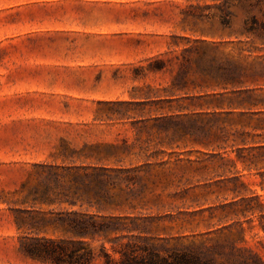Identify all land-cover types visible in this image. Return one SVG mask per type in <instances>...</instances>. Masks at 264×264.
I'll return each instance as SVG.
<instances>
[{
    "label": "rangeland",
    "instance_id": "1",
    "mask_svg": "<svg viewBox=\"0 0 264 264\" xmlns=\"http://www.w3.org/2000/svg\"><path fill=\"white\" fill-rule=\"evenodd\" d=\"M219 4L0 0V264H50L25 255L21 243L34 236L17 229L18 210L37 219L132 216L146 224L143 236L167 248L193 247L214 264H264V103L250 117L220 116L237 140L220 149L200 130L185 133L191 110L151 102L171 95L163 88L187 59L194 85V62L203 69L238 61L258 73L245 85L264 102V47L229 43L239 34L218 29ZM227 10L237 31L249 12L236 3ZM199 12L211 18L198 22ZM155 59L164 67L149 71L162 67L151 64ZM202 85L187 92L221 91ZM168 116L183 120H162ZM96 180L94 197L83 186ZM35 234L77 239L52 226ZM100 242L88 240L96 255Z\"/></svg>",
    "mask_w": 264,
    "mask_h": 264
},
{
    "label": "trees",
    "instance_id": "2",
    "mask_svg": "<svg viewBox=\"0 0 264 264\" xmlns=\"http://www.w3.org/2000/svg\"><path fill=\"white\" fill-rule=\"evenodd\" d=\"M216 6L218 14L214 21L221 31H227L228 36L238 33L234 41L236 46L259 42L264 47V0H219ZM240 4L249 12L241 22L240 28L232 30L231 13L227 10L229 4ZM256 10L257 13H254ZM213 17V15H212ZM196 20L206 23L211 16L197 13ZM243 36L244 40L240 39ZM195 43L205 44V40H195ZM222 42H211L216 47ZM194 50H199L197 45ZM241 53L244 49L239 48ZM250 52V50H248ZM151 64L162 65L160 68L149 69V71L161 70L164 65L160 59H155ZM193 64V63H192ZM191 62L187 59L179 64L176 74L173 76L170 86L163 91L170 93L169 96H156L152 104L158 109H176L183 112L184 109L191 110L193 116L188 117L189 129L185 133L194 135L200 130L208 140L209 145L225 149L231 142L236 143V138L225 129L221 123L220 116L225 118L237 116L244 118L252 116L255 107L264 103L261 94L254 88H249L246 83H256L257 72L243 67L236 60H226L217 65H209L198 69L194 62V68L198 75V84L194 85L195 79L190 73L193 69ZM214 85L220 87L221 91L190 94L187 89L190 85L202 88L203 85ZM178 92V94H175ZM203 112L211 114V118L201 119ZM163 121L182 122V118L164 117ZM223 122V121H222ZM183 129V128H182ZM185 131V130H184ZM37 189V188H35ZM45 185L43 194L49 191ZM99 182L96 180L91 187L83 186L85 193H92L94 197L100 190ZM100 206V197L95 198ZM53 201V200H51ZM70 204L73 202H69ZM90 205H92L90 202ZM27 213L26 216L24 214ZM18 230L29 231L22 244L25 255L32 259L50 264H94L96 258H101L103 264H214L199 250L189 246L165 247L163 244L151 241V237L143 236L147 226L138 222L135 217L122 215L89 214L87 212H65L55 215L54 218L42 216L37 217L31 212L18 210L14 216ZM52 226L54 230H61L66 234L77 237V239L53 240L50 238L31 235L32 231L43 232ZM97 239L100 242V253L96 255L88 248V240ZM109 244V249L106 247Z\"/></svg>",
    "mask_w": 264,
    "mask_h": 264
}]
</instances>
